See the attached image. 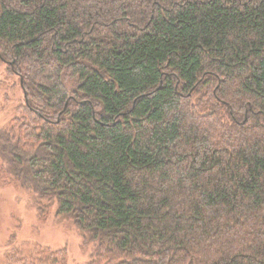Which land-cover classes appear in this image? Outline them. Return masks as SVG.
Masks as SVG:
<instances>
[{
  "label": "trees",
  "instance_id": "16d2710c",
  "mask_svg": "<svg viewBox=\"0 0 264 264\" xmlns=\"http://www.w3.org/2000/svg\"><path fill=\"white\" fill-rule=\"evenodd\" d=\"M0 60L22 90L0 187L87 264H264V0H0Z\"/></svg>",
  "mask_w": 264,
  "mask_h": 264
},
{
  "label": "rangeland",
  "instance_id": "374dc122",
  "mask_svg": "<svg viewBox=\"0 0 264 264\" xmlns=\"http://www.w3.org/2000/svg\"><path fill=\"white\" fill-rule=\"evenodd\" d=\"M22 90L17 75L7 76L0 60V128L6 125L21 103ZM31 193L14 187H0V264H8L3 253L24 243L65 249L67 264H87L94 245H82L79 232L52 213L45 222L36 219Z\"/></svg>",
  "mask_w": 264,
  "mask_h": 264
}]
</instances>
